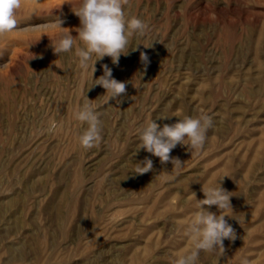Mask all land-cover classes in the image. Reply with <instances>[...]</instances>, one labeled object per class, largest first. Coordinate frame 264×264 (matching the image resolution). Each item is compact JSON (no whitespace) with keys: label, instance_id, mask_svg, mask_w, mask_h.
<instances>
[{"label":"rangeland","instance_id":"374dc122","mask_svg":"<svg viewBox=\"0 0 264 264\" xmlns=\"http://www.w3.org/2000/svg\"><path fill=\"white\" fill-rule=\"evenodd\" d=\"M77 4L22 0L18 27L59 16L75 31ZM125 14L148 30L118 65L108 56L96 62L93 79L106 64L126 83L108 103L103 87H90L91 71L74 54L56 56L46 35L30 48L39 32L0 39V264H173L190 247L186 225L206 198L202 187L217 181L231 195L226 220L236 239L224 240L223 253L201 251L197 264H260L264 0H129ZM87 99L100 114L102 139L86 150L78 141L86 125L73 112ZM201 114L213 127L201 150L171 151L179 168L136 152V130L149 120L162 127ZM146 157L152 170L135 173Z\"/></svg>","mask_w":264,"mask_h":264},{"label":"clouds","instance_id":"9594fccd","mask_svg":"<svg viewBox=\"0 0 264 264\" xmlns=\"http://www.w3.org/2000/svg\"><path fill=\"white\" fill-rule=\"evenodd\" d=\"M129 0H78L74 14L79 18V26L64 27L65 21L55 16L49 22L30 27H18V13L22 7V0H0V39L13 32H39L37 39L29 41V48L38 43L43 36H47L50 47L56 56L74 54L80 69L91 71L93 83L90 87L98 85L106 92V103L117 99L126 93V83L113 78L112 70L104 64L103 75L93 79L96 71L95 64L105 56L111 58L113 64H119L121 55H129V49L137 50L140 44H132L134 38H143L148 25L136 16H126L125 6ZM54 31L55 35L49 37L47 33ZM75 32L76 35L72 33ZM144 45V44H143ZM145 46V45H144ZM145 46V47H151ZM31 53V52H30ZM30 59L42 58L31 53ZM141 62L147 66L149 57L145 52L140 53ZM73 118L86 125L78 136L79 144L84 149L95 147L102 139V121L96 106L87 99L73 112ZM169 116L160 115L158 119H167ZM55 124L51 125L54 130ZM213 127L212 118L207 114L198 117L183 116L178 122L164 124L162 127L154 120H149L137 128L138 141L136 152L141 149L159 158L162 164L171 162L176 168L182 165L179 158L172 157L171 151L179 144L187 146L188 150L199 151L203 148L207 133ZM153 168V161L145 158L137 163L135 173L145 174ZM223 179V178H222ZM220 179V180H222ZM218 186L202 187L203 200L198 201V210L193 213L186 225V236L190 247L179 253L173 264H197L201 251L212 253L225 251L224 240H235L236 233L226 217H231L233 210L230 192ZM207 206H216L219 215L205 209ZM240 264H250L247 258Z\"/></svg>","mask_w":264,"mask_h":264},{"label":"bare ground","instance_id":"6f19581e","mask_svg":"<svg viewBox=\"0 0 264 264\" xmlns=\"http://www.w3.org/2000/svg\"><path fill=\"white\" fill-rule=\"evenodd\" d=\"M260 264H264V260H262V261L260 262Z\"/></svg>","mask_w":264,"mask_h":264}]
</instances>
